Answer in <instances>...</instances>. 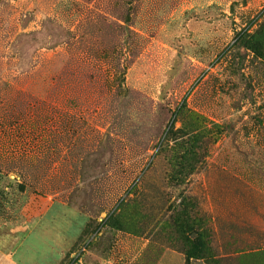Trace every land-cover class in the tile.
<instances>
[{
  "label": "rangeland",
  "instance_id": "obj_1",
  "mask_svg": "<svg viewBox=\"0 0 264 264\" xmlns=\"http://www.w3.org/2000/svg\"><path fill=\"white\" fill-rule=\"evenodd\" d=\"M52 202L61 264H264V0H0V222Z\"/></svg>",
  "mask_w": 264,
  "mask_h": 264
},
{
  "label": "crops",
  "instance_id": "obj_2",
  "mask_svg": "<svg viewBox=\"0 0 264 264\" xmlns=\"http://www.w3.org/2000/svg\"><path fill=\"white\" fill-rule=\"evenodd\" d=\"M54 205L52 202L35 221L21 225L0 222V264H61L72 245L65 227L67 205L59 203L56 211ZM55 218H59L65 230L52 227L50 221Z\"/></svg>",
  "mask_w": 264,
  "mask_h": 264
},
{
  "label": "trees",
  "instance_id": "obj_3",
  "mask_svg": "<svg viewBox=\"0 0 264 264\" xmlns=\"http://www.w3.org/2000/svg\"><path fill=\"white\" fill-rule=\"evenodd\" d=\"M219 125L218 123L212 122L211 124V128H214L215 130H219ZM182 127L184 129H182ZM179 130V132L181 133L180 138H182V142H199L202 140V133L208 131L209 129H207L204 126V119L200 120L198 117L195 118L194 121L188 122L187 125L184 124ZM200 129H203L202 131H199ZM216 131V132H217ZM219 132V131H218ZM199 235H197L194 239H193V244H192V248L191 249H195V251L197 252H201L204 248V242L203 240L198 237ZM192 251H189L187 256L190 257L191 256Z\"/></svg>",
  "mask_w": 264,
  "mask_h": 264
}]
</instances>
